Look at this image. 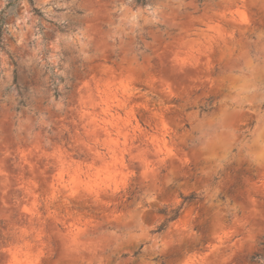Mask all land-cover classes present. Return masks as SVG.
Segmentation results:
<instances>
[{"label": "rangeland", "instance_id": "1", "mask_svg": "<svg viewBox=\"0 0 264 264\" xmlns=\"http://www.w3.org/2000/svg\"><path fill=\"white\" fill-rule=\"evenodd\" d=\"M1 17L0 264H264V0H0ZM47 65L74 79L58 100Z\"/></svg>", "mask_w": 264, "mask_h": 264}, {"label": "trees", "instance_id": "2", "mask_svg": "<svg viewBox=\"0 0 264 264\" xmlns=\"http://www.w3.org/2000/svg\"><path fill=\"white\" fill-rule=\"evenodd\" d=\"M29 2L33 5V0H29ZM199 4L201 5L204 0H198ZM136 4L137 5H141L144 6L146 4V0H136ZM33 11L35 12L36 15L43 17L44 13L37 9L34 8ZM163 28V26H161ZM59 30L61 32H64L66 29L64 27H59ZM5 32V23H4V18L1 17L0 18V45H2L3 42V35ZM64 57L62 56L61 58V62L64 61ZM15 66L17 67V63L14 61ZM62 69L61 65L58 66V70L57 67H53L50 65H47L46 67H44L43 69V78H46V89L50 92V94L52 95V97H54L56 100L60 99L63 96V90L61 89V86H64V90L66 91H70V87L68 85L65 84V82L69 79L71 81H73V78H65L63 75L60 74V70ZM13 85L15 86V88L18 91V94L20 96L19 102L17 104V106L15 107L16 111H20L21 109L27 107V102H26V98H25V93H27L30 90V87L34 85V82L31 81L28 84H23L20 81V78L18 76V68L15 69L14 71V81H13ZM186 127H188V125H186ZM193 171V169H192ZM245 175H248L247 173ZM219 176H215L212 181L211 184L215 185L216 182L218 181ZM243 183H242V174L239 175V177L236 180V183L233 184L229 190H228V195L229 196H234L235 191L238 187H242ZM181 198V203L174 208H167V207H163L162 209H160L158 212L160 214H162L164 216V220L158 225L156 226L155 230L153 231V233L161 235L164 232L167 231V229L169 228L170 224L177 221L180 216L182 215L183 211L185 210V208H187L188 206L191 205H197V207H199V205L203 202L204 200V192H192L188 195H180ZM218 198L220 200H222L223 202L226 200V197L222 194H220L218 196ZM139 252H136L133 256L138 255ZM127 255H124L123 257H126Z\"/></svg>", "mask_w": 264, "mask_h": 264}, {"label": "bare ground", "instance_id": "3", "mask_svg": "<svg viewBox=\"0 0 264 264\" xmlns=\"http://www.w3.org/2000/svg\"><path fill=\"white\" fill-rule=\"evenodd\" d=\"M240 85V84H239ZM242 85V84H241ZM244 85V84H243ZM242 85V86H243ZM241 87V86H240ZM260 129H263V127L262 126H260L259 127V131H260ZM261 132H263V130L261 131ZM257 134V133H256ZM256 143H257V145H254V146H256L255 147V149H254V151H259L260 149H264V141L262 140V138H261V135H260V132H259V134L257 135V138H256ZM253 150V149H252ZM260 151H262V150H260ZM259 151V152H260ZM253 152V151H252ZM262 154V153H261Z\"/></svg>", "mask_w": 264, "mask_h": 264}]
</instances>
